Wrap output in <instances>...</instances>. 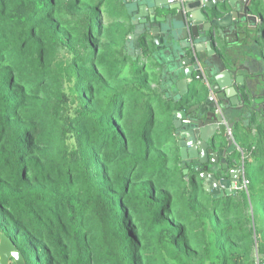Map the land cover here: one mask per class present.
Returning a JSON list of instances; mask_svg holds the SVG:
<instances>
[{
	"label": "trees",
	"instance_id": "1",
	"mask_svg": "<svg viewBox=\"0 0 264 264\" xmlns=\"http://www.w3.org/2000/svg\"><path fill=\"white\" fill-rule=\"evenodd\" d=\"M124 14L0 0L2 232L26 264H264V118L233 127L246 185L214 198L182 165L162 63L149 43L129 54Z\"/></svg>",
	"mask_w": 264,
	"mask_h": 264
},
{
	"label": "water",
	"instance_id": "2",
	"mask_svg": "<svg viewBox=\"0 0 264 264\" xmlns=\"http://www.w3.org/2000/svg\"><path fill=\"white\" fill-rule=\"evenodd\" d=\"M121 2L133 27L127 37L129 54L141 56V46L147 43L154 54L161 52V77L174 107L171 116L182 165L197 172L214 198L236 193L241 188L240 171L229 165L235 163L231 154L237 147L211 104L215 98L223 109L227 105L231 116L235 112L231 107L244 103L241 90L248 87L239 72L249 70L244 61L251 58L241 44H234L253 36L251 31L257 40L264 39V0ZM232 36L234 44L228 41ZM231 46L235 59L227 61ZM11 263L26 264L0 228V264Z\"/></svg>",
	"mask_w": 264,
	"mask_h": 264
},
{
	"label": "flooded vegetation",
	"instance_id": "3",
	"mask_svg": "<svg viewBox=\"0 0 264 264\" xmlns=\"http://www.w3.org/2000/svg\"><path fill=\"white\" fill-rule=\"evenodd\" d=\"M246 40H248V38ZM262 41H263V48H260L261 56L258 57L256 56L257 59L253 60V63L256 66L258 65L260 66V62H261V64H263V68L260 69L259 67H257V71L254 73L252 72L251 75H249L248 77L244 74V76L246 77V85L248 87V89L241 90V95L244 99V103L239 104L235 107H231L235 111L234 114H232L231 116L228 115L229 107L227 105H225L226 109H223L221 106H218L215 98H213L214 102L211 104V106L213 107H215L216 105L217 118L219 119L222 118L226 126L225 131H228V133L232 138H233V127H235V125L239 124L243 128H248L253 120L264 118V39H262ZM230 48H231L230 54L228 57H226L227 61H231L235 59L233 52L234 48L232 46ZM217 118H215L214 120L215 122ZM231 124L232 127L230 128L229 125ZM218 132H221V130L220 131L218 130ZM223 147L225 149L227 148L226 146ZM227 149H229V147ZM236 155H237L236 150L232 151L231 159L232 160L234 159L235 163L229 165L231 168H236V167L239 168V161L236 159ZM221 157L222 156H220L219 159H221Z\"/></svg>",
	"mask_w": 264,
	"mask_h": 264
},
{
	"label": "crops",
	"instance_id": "4",
	"mask_svg": "<svg viewBox=\"0 0 264 264\" xmlns=\"http://www.w3.org/2000/svg\"><path fill=\"white\" fill-rule=\"evenodd\" d=\"M125 18H126V20L129 21V24H130V19L127 16L126 12L124 14V19ZM251 33L253 34V36L250 35V38H248V40L239 41V43L237 45L234 44L235 43V39L233 38V36L228 39V41L229 42H233L234 46H236V47H238L241 44V49L244 50L245 52H247V53H245V55H249L250 56L251 59H247V60L244 61L245 64L247 63V66H248L249 70L248 71H242L241 73L239 72V74H242V75L245 74L247 77L249 75H251L252 72L253 73L256 72L257 71V67H259L260 69L263 68V64H261V62H260V66L259 65L256 66L253 63V60L257 59L258 56H261L260 48H263V41L260 40V39L257 40L256 38H254L255 37V34H254L255 32L251 31ZM127 43H128V39H127V42H126V49H127V51H129L128 48H127ZM154 51H155V49L153 48V50H152L153 54H154ZM160 54H161V52L158 50V51H156L155 56L161 62L160 57H159ZM161 73L162 72H160V76H162ZM163 84H164V86H163ZM160 87L162 88L163 92L166 94L167 87L165 86V81H163L162 77L160 78ZM241 158H243V157H241ZM241 158H240V160H241ZM236 159H238L237 155H236ZM239 166H241L240 163H239Z\"/></svg>",
	"mask_w": 264,
	"mask_h": 264
},
{
	"label": "rangeland",
	"instance_id": "5",
	"mask_svg": "<svg viewBox=\"0 0 264 264\" xmlns=\"http://www.w3.org/2000/svg\"><path fill=\"white\" fill-rule=\"evenodd\" d=\"M126 28H128V27H126ZM128 29L130 30V33H128V35H129V34H131L133 32V27L130 25ZM128 35H127V37H128ZM152 70H153V68H151V70H150L151 71V74H154L156 77H158L157 75L160 74V71L154 72V70L153 71ZM153 84H155L154 81H153ZM142 91L144 92V88H142ZM152 98H153L152 99V104L154 106V111L156 112V121H160V120H162L161 116L159 115V113L161 111V108H162L161 98L159 96H157V95L156 96L153 95ZM154 102H156L155 105H154ZM162 128L164 130V136H165L163 140H166V141L168 140L169 141V143H168V149L171 151V153L169 154V156H170V159H171V164H173L175 162V156H173V154H172V149H173L172 143L174 142V140H173V137L172 138H169V134L167 135V133L165 132V128L166 127H165L164 124L162 125ZM234 143L236 144V147H237V150H236V154L238 155V159L237 160L239 161V163L241 165L242 164L244 165L243 158H241V157H244V154L241 151V149L239 148L238 144L235 142V140H234ZM240 158H241V160H240ZM246 169H247V171H251V169L249 167H247Z\"/></svg>",
	"mask_w": 264,
	"mask_h": 264
},
{
	"label": "built area",
	"instance_id": "6",
	"mask_svg": "<svg viewBox=\"0 0 264 264\" xmlns=\"http://www.w3.org/2000/svg\"><path fill=\"white\" fill-rule=\"evenodd\" d=\"M239 171H240V176H241V185L243 187H245L246 185V180L244 179L243 177V173H244V167H243V164L239 167Z\"/></svg>",
	"mask_w": 264,
	"mask_h": 264
},
{
	"label": "clouds",
	"instance_id": "7",
	"mask_svg": "<svg viewBox=\"0 0 264 264\" xmlns=\"http://www.w3.org/2000/svg\"><path fill=\"white\" fill-rule=\"evenodd\" d=\"M240 167V166H239Z\"/></svg>",
	"mask_w": 264,
	"mask_h": 264
}]
</instances>
